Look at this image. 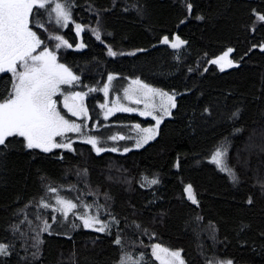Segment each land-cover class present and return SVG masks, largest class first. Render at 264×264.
Masks as SVG:
<instances>
[{"label":"trees","instance_id":"16d2710c","mask_svg":"<svg viewBox=\"0 0 264 264\" xmlns=\"http://www.w3.org/2000/svg\"><path fill=\"white\" fill-rule=\"evenodd\" d=\"M258 15L264 0H75L72 29L63 31L41 10V32L72 45L56 49L57 41L45 36V46L82 85L100 87L109 74L137 78L173 94L176 106L152 141L126 154H97L77 140L71 151L45 153L9 137L0 146V243L10 254L0 264H117L123 252L145 253L158 264L151 254L157 243L180 250L185 264H264V22ZM164 37L186 43L173 49ZM109 48L117 55L109 56ZM228 49L233 66L221 71L211 61ZM10 89L11 74L0 75V100ZM101 100L97 93L88 105ZM110 121L139 119L117 113ZM219 147L238 183L209 161ZM145 177L159 182L149 187ZM187 185L198 203L187 199ZM53 195L91 205L92 216L111 217L110 231L85 228L77 210L65 219L40 207ZM45 223L50 227L42 231Z\"/></svg>","mask_w":264,"mask_h":264},{"label":"snow or ice","instance_id":"6c2138e0","mask_svg":"<svg viewBox=\"0 0 264 264\" xmlns=\"http://www.w3.org/2000/svg\"><path fill=\"white\" fill-rule=\"evenodd\" d=\"M75 7V0H0V73L11 74V89L7 90L8 94L0 100V146L7 147L6 141L9 137H22L27 149H40L47 153L53 148H65L72 150V142H57L56 138L61 137L67 139L65 134L69 132L81 133L82 128H87V123L78 124L74 121L66 119L64 115L57 109V100L54 98L58 94L63 95V107L74 117H88V109L84 105V98L88 93L72 92L64 95L61 85H73L80 80V77L74 75L72 70L62 63H58L55 51L49 50L47 46L37 54V49L41 48L45 41L30 27L34 24L36 27H43V23L36 19L41 15V10L51 19L54 14L55 24L60 27H67L72 22V10ZM191 5H188L189 12ZM200 19V17H198ZM257 20L264 22V15H258ZM77 36L84 29L80 24H75ZM96 39L100 40V33L96 29H92ZM50 40H55L56 49L61 47H72L69 42L61 35H50ZM164 44H170L173 49L180 48L185 41L179 37H175L170 43L168 37L162 40ZM83 48V43L77 45ZM264 47V46H262ZM232 49H228L223 56L212 60L211 63L219 64L220 70L225 67H232L233 62L228 59ZM109 56H116L117 53L111 48L108 49ZM223 61V63H221ZM115 77L108 76V82L102 89L89 88L90 92L103 91L105 94V103L101 104V109H106L104 119L115 112H133L137 111L131 107H127L119 103V99L111 101V107L108 106V92L111 81ZM135 87H129L124 90V99L133 103L140 104V97L145 100L149 97H159L160 104H150L145 102L144 111L139 114L142 116H152L156 121L153 128H140L139 125L134 127L144 135L136 141V147H142L149 140L154 139L156 129L159 127L163 115H169V108H174V97L168 93L158 89H154L140 80L132 81ZM160 111L161 116L153 115V111ZM238 113H233L236 117ZM238 131V130H237ZM84 139L82 142L90 144L92 148L99 154L102 151H116V148L104 149L98 147V140L95 136H87L82 134ZM110 139H125L124 136H111ZM130 149L125 148L127 152ZM226 150L217 149L211 156L210 162L214 163L220 172L228 175L233 183H238V177L234 171L228 167L224 157ZM146 184H157L159 181L155 178H144ZM264 188V184L261 185ZM50 192L55 193V188H50ZM187 199L193 204L198 203L191 185L184 188ZM248 203H252L249 199ZM56 204L59 207L53 209L54 212H60L65 219L68 218L70 212L77 208V204L70 199H65L59 195L56 196ZM40 207L49 208L48 203H41ZM81 207H91V205H81ZM75 215V213H73ZM82 220L85 228H92L98 232H106L110 225L101 221L96 216H89L87 212L77 216ZM55 222L57 217H52ZM115 223H118L114 221ZM99 225L98 227H96ZM50 226L45 223L42 231H47ZM75 227V225H73ZM139 227V225H137ZM115 244L121 245L119 236L114 241ZM123 251V250H122ZM9 245L0 243V256H8ZM151 254L160 264H185L179 251H172L162 247L160 244L151 245ZM35 256V253L33 254ZM119 264H151V260L146 257L145 253L133 256L130 253L123 252ZM219 264H233L231 260L220 261Z\"/></svg>","mask_w":264,"mask_h":264},{"label":"rangeland","instance_id":"374dc122","mask_svg":"<svg viewBox=\"0 0 264 264\" xmlns=\"http://www.w3.org/2000/svg\"><path fill=\"white\" fill-rule=\"evenodd\" d=\"M125 54L127 55L128 53L125 52ZM221 56H223V54ZM228 58L230 59V53H229ZM57 61H58V63H61L59 61V59ZM221 63H223V61ZM216 65L220 68L219 64H216ZM227 68H229V67H225V69H227ZM74 75H76V74H74ZM109 75H112V74H109ZM108 76L106 77L105 82L102 85H100V87H96V86L95 87H87L85 85H82L79 81L74 83L71 86L70 85H61V89H62L64 95L70 94L72 92L88 93V95H86L85 98H84V105L88 109V117L87 118L74 117L70 113H68L67 110L64 109V107H63V95L58 94L56 97H54L57 100V109L61 112L62 115L65 116L66 119H69L70 121H74V122H76L78 124H84L86 122L88 126H87V128H82V132L81 133H74V132L66 133L65 136H66L67 139H64V138H61V137H57L56 138L57 142H60L62 140H63V142H68L69 140L71 142L75 141V140L82 142L83 139H84V136L82 134H86L87 136H95L97 138L98 147H102L104 149L116 148L117 149L116 151H111V152H114V153L126 154V153H128V152H130L132 150L141 148V147H136V141L138 139H140L141 136L144 135V134L142 132H139L134 126L135 125H139L140 128H153V127H155L156 121L152 118V116H142L139 113L141 111L145 110V108H144L145 102L150 103V104L154 103L156 105H159L160 104V98L159 97H154V98L153 97H149L147 99V101H146L145 98L143 96H141L140 97V99H141V103L140 104H136V103H133L130 100L124 99V90L126 88H129V87H135L134 85H132V81L137 80V78H123V77H119L117 75H113L115 77V79L113 81H111V84H110V87H109L108 98H107L108 106L109 107L112 106L111 105V101L119 99V103H121V104H123V105H125L127 107H131L133 109H136L137 111H133V112H115L114 114L110 115L108 117V119H104V113H105L106 109H101L100 105L105 103V94H104L103 91H95V92H90L89 93V88L102 89L106 83H109L108 82ZM152 88H154V87H152ZM154 89H156V88H154ZM97 93H100L102 95V100L95 106L88 105L89 104L88 103V99L93 97V95H95ZM169 95L173 96L174 97V101H175V96L173 94H169ZM172 109L173 108H171V107L169 108L170 114H171ZM117 113H125V114H128V115L134 116L137 119H139V121L136 122V123L128 124V125L127 124H124V125L123 124H116V123L111 122L110 118L112 116H114L115 114H117ZM153 115L159 117V116L162 115V113L157 110V111H153ZM169 115H163L162 120L164 118L168 117ZM149 120H151L153 122L149 126H144L143 122H141V121H149ZM91 129L93 131H91ZM121 129H123V131H120ZM157 133H158V128L156 129L155 137L157 136ZM118 134H122L125 137V139H122V140L121 139H117V140L110 139L111 136H118ZM152 140L153 139L149 140L148 142H150ZM144 145L145 144H143V146ZM125 148H128L130 150L125 152L124 151ZM219 149L224 150L222 147L221 148L219 147ZM108 151H110V150H108ZM210 159H211V157H210ZM210 159H209V161H210ZM42 203H48L50 205V207L47 208V209H51V210H53L56 207H59L56 204V195H53L52 197L46 198L45 200H43ZM74 210H77L76 211V215L77 216L82 215L84 212H87V214L89 216H92V211L89 210V208L81 207V205L77 204V208L74 209ZM96 217H98L101 221L109 224L110 227H111V217H109V216L100 217V215H98V214H96ZM98 226L99 225H97L96 227H98ZM110 227H109V229L106 232H103V233H108L110 231ZM90 229H92V228H90ZM173 251H179L181 253L180 250H173ZM154 259H155V257H154ZM156 261L158 262V264H160V261H158V260H156ZM117 264H119V262Z\"/></svg>","mask_w":264,"mask_h":264},{"label":"flooded vegetation","instance_id":"af4514ba","mask_svg":"<svg viewBox=\"0 0 264 264\" xmlns=\"http://www.w3.org/2000/svg\"><path fill=\"white\" fill-rule=\"evenodd\" d=\"M51 21H52V25H54V26H56V24H55V21H54V18H51L50 19ZM55 28H58V29H61V30H63V31H66L67 29H72V24H71V22L69 23V25L67 26V27H60V26H58L57 25V27H55ZM41 27H38V29H37V34L41 37V39L43 40V37H45V36H48L49 37V35L47 34V33H42L41 32ZM44 29V28H43ZM46 29V28H45ZM55 35H57V34H55ZM76 36H77V34H76ZM81 36V34L79 35V36H77V37H80ZM45 47V44H42L41 45V48H39V49H37V54L40 52V51H42L43 50V48ZM43 47V48H42ZM52 51V50H51ZM56 53V55H57V60H58V56H59V54H58V52H55ZM63 64V63H62ZM65 65V64H64ZM72 70V69H71ZM72 72L74 73V71L72 70ZM2 74H6V73H0V75H2ZM75 74V73H74Z\"/></svg>","mask_w":264,"mask_h":264},{"label":"water","instance_id":"95a60500","mask_svg":"<svg viewBox=\"0 0 264 264\" xmlns=\"http://www.w3.org/2000/svg\"><path fill=\"white\" fill-rule=\"evenodd\" d=\"M118 136H123L122 134H118Z\"/></svg>","mask_w":264,"mask_h":264}]
</instances>
